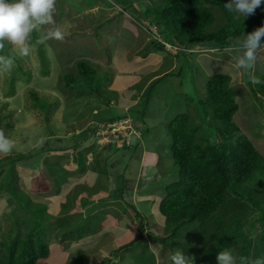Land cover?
Wrapping results in <instances>:
<instances>
[{
    "label": "rangeland",
    "instance_id": "obj_1",
    "mask_svg": "<svg viewBox=\"0 0 264 264\" xmlns=\"http://www.w3.org/2000/svg\"><path fill=\"white\" fill-rule=\"evenodd\" d=\"M125 1L133 2L135 7L137 5L140 8H138L140 11H144L145 4L149 3V0ZM155 1L158 2V0ZM139 14L131 9L126 10L125 6H120L115 0H56L55 20L61 27L62 22L66 23L62 28L65 37L62 41L50 39L46 42L48 45L38 44L37 40L40 33L34 32L31 36L32 51L27 57L20 56L18 51L9 44L10 48L8 50L15 57V65L10 72H0V129H3L5 135L14 141L15 147L9 154H0V157L17 154L28 155V159L31 161H19L16 164L19 172L23 175L28 170L26 166L32 169L34 167L38 168V162L42 163L41 154L44 149L48 150L49 145L54 144L56 149L60 150L61 144L59 142L56 144L58 138H52V134L61 137L75 133L72 132L71 122L64 121L66 118L71 119L74 114L79 116L80 121H83L84 116L88 115L90 111L94 116L106 111L109 106L113 109L115 104L120 105L126 101L132 103L139 100L148 101V111H146V107L144 108L145 102L139 101V104H134V108L142 112L145 120L151 123L150 138L160 143L159 149L163 153V158L154 157L155 166H158V172H155V174H161L160 179L157 181L158 184L155 186L158 193L162 194L164 187L167 186L166 183L171 184L181 176L180 167L175 166L174 161L167 155L168 152L165 149V147L171 149L172 146V137L169 134L171 132L167 130V123L184 113L190 114L193 120H199V116L203 113L200 100L205 91L207 77L217 72L229 74L232 89L240 91L235 93L239 108L234 114L233 120L255 142L260 153L264 154V109L254 95L256 89L248 72L242 70L239 84H233L232 65L235 62L234 57L236 54L232 51V48L225 47L221 50L220 48L199 45L188 48L192 55L185 61L184 72H181L184 57L177 53L178 50L176 51L174 47L171 48L169 45L166 48L170 51L168 53L156 51L152 41L157 39L162 41L164 38L156 32L158 27L155 24H151L145 19H139ZM260 14L264 18V14L262 12ZM131 23L137 27L135 39L131 44L130 37L124 33L125 41L121 48L118 47L117 51L122 53V48L126 47L128 43L130 44L127 46L123 57L116 60L118 55H115V59L111 57L110 49L114 51L117 36L124 32V27H129V30L134 28ZM128 32L132 34L131 31ZM146 51L148 55L143 56ZM80 61H85L90 69L92 68L95 71V74L91 73V77L94 76L99 92L92 91L93 89L87 84V81L84 82V85L74 80V82L68 84L69 81L66 82L62 79L65 75L78 76ZM171 71L176 73L173 72L171 75L158 78ZM250 71L251 75L257 79L264 73V53L258 55L256 64ZM156 74L160 76L148 82ZM31 91L38 93L48 101L54 102L48 113L35 106ZM61 92H68L70 95L66 94L71 99L65 102L66 105H70V110L63 111L64 101L67 98ZM136 95H139V97ZM109 102L110 104H108ZM95 106L98 109L93 112ZM124 106L125 104H123ZM104 125L103 123L99 125L96 134L87 141L95 142L97 139V142L105 143ZM142 130L145 132L143 128ZM138 133L140 134V130H138ZM78 137L81 138V136ZM142 137L139 141L142 140ZM32 140H34L33 144ZM135 141H138V138ZM134 148H137V146ZM153 148H158V145L154 144ZM138 150L139 148L134 152L128 149V155L135 154L139 158ZM110 151L112 154L106 157L114 160L113 163L118 161L119 158L124 161V157L120 156L114 148ZM150 151H153L156 155L152 148ZM7 174L0 178V182L3 184L2 191L7 192L8 190L3 178H9L10 183H13V186L15 184L17 187L18 197L23 202L26 200L28 207L30 205L36 206L21 190V185L18 186L17 179L18 177L22 178V176L15 169ZM123 186L124 182H122ZM19 191H22V193ZM240 192L243 196H246V202L257 207L258 216L264 214V170H256L246 180ZM140 202L142 203L139 207H142L147 213L144 221L151 224L154 222L160 223L161 218L158 216L157 210L158 204L156 205L155 200L142 199ZM15 205L16 202L15 204L11 203L8 196L3 195V192L0 194V248H2V242L17 235V228L15 227L17 218L23 221L21 227L23 232L30 228L28 221L32 219V211ZM33 218H35L34 215ZM137 218L139 223L143 221L142 218ZM213 220H215V217ZM212 222L203 225L195 222L182 226L183 244L174 248V251L180 249L181 251H188L192 247L197 250L199 247V250L195 251V255L199 254L197 257H200L202 255L201 249L203 251V245H206L204 243L205 239L209 241V236L206 234H210V224ZM261 224V221L257 222L255 231L249 233L253 239L251 261L264 257V243H262L264 242V228ZM74 227L75 224H71L70 228ZM10 229H12L11 232H9ZM115 229L117 230H113L114 236L118 235L121 232L119 229L122 230L124 227L118 226ZM60 234L63 235L61 232ZM74 235L76 236L68 240L76 244L78 249L88 251L89 248H84L83 234ZM148 236L146 234L143 238L150 239L148 245L150 247L152 245V249L155 251L156 246L153 247L155 241L151 242V238L150 236L148 238ZM185 236L188 239L184 238ZM50 237V244H54L56 238H60L56 237L54 232ZM156 239L158 247H162V237L156 236ZM110 242L112 243V240ZM127 242L129 241L127 240ZM125 249L127 248L120 247L118 250L112 251L108 257L111 259L107 260V264H115L116 262L117 264H123L119 260L128 261L132 258L137 261V264H149L147 262V258H149L147 253L149 252H146L142 245L134 244L124 252ZM78 251L71 252V258L75 257L76 254L78 255ZM139 251L144 255L139 254L138 257H135L134 252L139 253ZM229 251L236 258L237 264L240 254L234 248ZM160 252L165 253L166 249L164 248ZM152 253L154 254V262H156V254L155 252ZM56 257L54 254L47 256V258L39 259L37 264H49L48 261L53 264H60L56 262ZM115 258L119 260L116 261ZM150 264H153V262ZM213 264H218V262H213Z\"/></svg>",
    "mask_w": 264,
    "mask_h": 264
},
{
    "label": "trees",
    "instance_id": "obj_2",
    "mask_svg": "<svg viewBox=\"0 0 264 264\" xmlns=\"http://www.w3.org/2000/svg\"><path fill=\"white\" fill-rule=\"evenodd\" d=\"M116 1L125 6L126 10L131 9L136 14L140 13L139 19L148 20L158 27L156 32L159 36H163L164 40L152 41L155 50L168 53L170 51L166 49L167 45L178 50L177 53L184 57L181 72H184L185 61L192 55L188 48L199 45L221 50L225 47L231 49L238 39L264 26V18L260 16L261 12L264 14V3L256 9L254 15L243 16L225 8L224 5L228 3V0H158V2L149 0V3L145 4L144 11H140L137 5L135 7L133 2ZM65 24L62 22V28ZM131 25L137 28L133 23ZM9 48V43L5 41L4 52L0 54L12 56ZM147 55L146 51L143 56ZM94 72L85 61H80L78 76L65 75L62 79L69 81L68 84L78 81L83 85L87 81L92 91L99 92L94 76L91 77V73L95 74ZM173 72L175 71L167 72L158 78L166 77ZM258 80L260 82L254 84L256 89L254 95L264 109V73ZM230 81L231 76L227 73L217 72L212 76L208 75L205 91L200 100L203 113L199 116V120H193L190 114L184 113L167 123V130L171 132L169 134L172 137L171 153L175 166L180 167L181 176L164 187L158 208L160 223L148 224L144 221L146 217L139 214L131 204L132 211L143 221L140 222L137 238L128 243L125 248L138 244L146 232L152 235L154 241L153 236L162 237V247L156 244L157 250L166 249L165 253L160 252L162 256L160 264H171L168 259L169 254L174 251V248L183 244L182 226L195 222L203 225L213 221L215 223L210 224V234H206L209 236V241L205 239L206 245H203V251L201 249L202 255L200 257H197L199 254L195 255L199 247L197 250L192 247L188 251H183L185 255L194 256L196 261L194 264H213L217 261L216 257L220 251L234 248L240 254L237 264H250L253 239L249 233L255 231L259 221L264 228V214L258 216L257 207L246 202V196L242 195L240 189L256 170H264V157L256 148L255 142L233 120L239 108L235 93L240 91L232 89ZM58 86L62 89L60 85ZM31 96L34 98L35 106L46 113L54 104L38 93L31 92ZM140 102H145L144 108L148 109V101ZM113 112L115 117L108 116L109 119H104L105 115H103L102 119L89 125L82 135L93 137L98 131L99 123L126 117V115H119L115 110ZM141 114L134 118L135 121L132 119L135 128H140L136 122L140 116H143ZM83 144L84 141H79L68 149L71 148L74 151L81 148L87 151L83 149ZM105 145L117 146L116 148L124 150L134 146V144L124 143L119 147L115 142L105 143ZM49 146L51 150L68 151L66 147L61 146L58 150L55 146ZM27 159L28 155L24 154L0 157V178L9 171H13L19 161L24 162L23 160ZM18 180L19 177L17 183ZM6 186L7 192L2 191L3 184L0 182V194L3 192L11 203L16 202V207L32 211V219L28 221L30 228L26 232H23L21 228L23 221L19 218L15 220L17 235L2 242L0 264H37L40 258L49 255L50 236L53 232L56 237H60L56 239L63 242L75 237L74 234L82 235L90 231L91 225L88 223H77L74 228H70L73 224V215H68L65 209H62L57 216L45 217L42 207L31 205L28 207L26 200L23 202L18 197L17 187L10 183L9 178L6 180ZM123 189L124 187L121 190ZM19 192L22 193V191ZM214 217L215 220H213ZM148 227L150 231H147ZM184 238L188 239L186 236ZM87 263L88 258L83 251H79L77 258L71 262V264Z\"/></svg>",
    "mask_w": 264,
    "mask_h": 264
},
{
    "label": "crops",
    "instance_id": "obj_3",
    "mask_svg": "<svg viewBox=\"0 0 264 264\" xmlns=\"http://www.w3.org/2000/svg\"><path fill=\"white\" fill-rule=\"evenodd\" d=\"M116 2L118 3V1ZM119 5L122 6L121 4ZM128 28L129 27H124V32L117 36V44L114 47L115 49L113 48L114 51L110 49L111 57L115 59V55H118L116 60H118L119 57H123L124 52L127 50V46H129L130 43L132 44V41L135 39L136 29L132 28L129 30ZM128 31H131L132 34ZM124 33L130 37L131 41L126 47L122 48L123 52L119 53L117 51L118 47L121 48V45L125 41L123 37ZM116 64L118 63L116 62ZM158 76L160 75H154L148 82H151ZM61 93L67 98L64 101L63 111L70 110V105L65 104V102L71 99V97H68L70 95L66 92ZM66 94L68 96H66ZM136 96L139 97V95ZM139 101L136 103H139ZM136 103L126 101L120 105L115 104L113 109L109 106L106 111L102 113L97 112L98 114L94 116H92V111H90L88 115L84 116L85 119L83 121H80L79 116L74 114L71 116V119H65L64 117V121L71 122V126L73 127L72 132L75 133H71L67 136L63 135L61 137H56L52 134V138H58L56 139V144L59 142L62 147L68 149L72 145L75 146L79 141H84L83 149L85 148L87 151L81 148H77L74 151L71 148L68 149V151H57L49 148L42 152V163L40 164V162H38V168L34 167L32 169L26 166L28 169L26 170L27 174L25 173L22 175L17 165L15 166V170L22 176V178L19 177L18 186L21 185V190L31 199L30 201L32 203L36 204L34 207L38 206L43 208L45 217L52 218L60 214L62 209H65L68 215H73V224L88 223L91 225L89 227L90 231L82 236L84 248H89L88 251L78 249L77 245L71 243L68 239L63 242L56 239L54 244H50L48 256L53 254L57 256V263L71 264L72 260L77 258V254L75 257L71 258L70 253L79 250L86 253L88 258L87 264H107V260L111 259L108 257L112 251H116L120 247H126L128 243L137 238L140 223L137 215L131 211V204L138 210L139 214L145 217L147 213L142 207H139L141 206L140 204L142 202L140 201L142 199H147L149 201L154 199L156 205L158 204L157 210L159 208L160 199L164 192L159 194L155 186L158 184L157 181L160 179L159 177L161 174H155V172H158V166H155L154 157L163 158V153H161L159 149L160 143L150 138V130L152 127L149 121L145 120L143 116H140V120L138 119L136 122L145 132L142 130V140L138 141L129 150L136 152L139 148V158H137L138 155L135 156V154L129 156L128 149L116 148L117 146L108 147L105 145L106 142L101 144L97 142V139L95 142L91 140L87 141V139H91L92 137H84L82 135V132L89 125L93 124L94 121L102 119L103 115H105L104 119H109L108 116H110V118L115 117L113 110L119 113V115L129 116L135 121V117L142 113L137 109L135 110L134 104ZM123 104H125L124 107ZM97 109L98 107L95 106L93 112H96ZM146 111H148V109ZM75 129L77 130L75 131ZM78 136H81V138ZM33 142L34 140H32V144ZM154 144L158 145V148L154 149ZM51 146H54V144ZM136 146L137 148H134ZM112 148L118 151L120 156L124 157V161L119 158L118 161L113 163L114 160H110L108 159L109 157H106L112 154L110 151ZM151 148L155 151L156 155L153 151H150ZM165 149L168 152H166L167 155L173 160L171 149L166 147ZM262 155L264 157V154ZM23 161L26 162L31 160L27 159ZM3 179V181L6 182L7 178ZM122 182H124L123 190H121ZM166 184L168 185V183ZM38 202L39 204H37ZM147 223L150 224L148 221ZM118 226L124 227V229H119L121 232L114 236L113 230L116 231L117 229L115 228H118ZM147 231H150L149 227ZM146 234L150 236L151 242L154 241L152 240V235L146 232L142 235L137 245H142L145 248L144 250L149 252L147 253L149 257L147 258V262L149 264L151 262H153V264H160L162 257L160 250L156 248L155 251H153L152 245L151 247L148 245V240L150 241V239H147V237L143 238ZM153 237L155 238L153 244L155 248L157 239L155 236ZM111 240L112 243L110 242ZM127 240L129 242H127ZM129 249L130 247L125 249L124 252ZM151 251L156 254V262H154V254ZM134 253L135 257H138L139 254L144 255L140 251L139 253ZM118 260L119 259H116V261ZM119 262L123 264H137V261L133 258L128 261L119 260ZM48 263L53 264L49 261ZM115 264H117V262Z\"/></svg>",
    "mask_w": 264,
    "mask_h": 264
},
{
    "label": "clouds",
    "instance_id": "obj_4",
    "mask_svg": "<svg viewBox=\"0 0 264 264\" xmlns=\"http://www.w3.org/2000/svg\"><path fill=\"white\" fill-rule=\"evenodd\" d=\"M262 3L264 0H228L224 6L230 12L250 16L255 14L256 9ZM55 14L56 0H0V53L4 52L5 41H7L18 51L20 56H29L32 51L31 36L34 32L40 33L38 44H46L50 39L62 41L65 38L64 31L57 24ZM232 51L236 54L235 62L232 65L233 84H239L242 70L249 73L252 83H259L260 81L251 75L250 70L254 68L258 55L264 53V26H260L244 35L242 39H238ZM14 65L15 57L0 54V72H10ZM124 118L131 119L133 124L131 117ZM108 123L110 122L103 124ZM136 129L140 130V134L132 138L133 141L129 145H135L142 136L141 129ZM136 138L138 141H135ZM106 142L113 143L114 141L106 140ZM14 147V141L5 135L3 129H0V154H9ZM119 147L121 146L119 145ZM168 259L171 264H194L195 261L194 256L185 255L181 250L171 252ZM216 259L218 264H236V258L227 249L220 251ZM250 264H264V257L257 258Z\"/></svg>",
    "mask_w": 264,
    "mask_h": 264
},
{
    "label": "built area",
    "instance_id": "obj_5",
    "mask_svg": "<svg viewBox=\"0 0 264 264\" xmlns=\"http://www.w3.org/2000/svg\"><path fill=\"white\" fill-rule=\"evenodd\" d=\"M104 126V139L120 143L118 145H129L133 141L132 138L139 135L129 118L119 119Z\"/></svg>",
    "mask_w": 264,
    "mask_h": 264
}]
</instances>
